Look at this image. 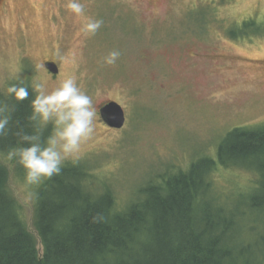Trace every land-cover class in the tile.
I'll return each instance as SVG.
<instances>
[{
  "label": "rangeland",
  "instance_id": "obj_1",
  "mask_svg": "<svg viewBox=\"0 0 264 264\" xmlns=\"http://www.w3.org/2000/svg\"><path fill=\"white\" fill-rule=\"evenodd\" d=\"M68 2L0 0V102L11 101L6 89L18 81L30 85L40 75L52 90L75 75L97 113L78 162L120 204L155 178L217 158L233 129L264 128V0H80L86 17L103 21L91 36L83 34L86 21L67 9ZM112 50L121 55L107 65L103 57ZM47 61L58 64L57 75L37 72ZM108 102L124 109L122 129L102 121L99 110ZM249 157L246 162L256 159ZM2 159L39 241L32 223L39 186L27 185L13 160ZM252 171L255 186L244 188L250 175L238 172L234 180H219L221 193L260 188L263 176Z\"/></svg>",
  "mask_w": 264,
  "mask_h": 264
},
{
  "label": "trees",
  "instance_id": "obj_2",
  "mask_svg": "<svg viewBox=\"0 0 264 264\" xmlns=\"http://www.w3.org/2000/svg\"><path fill=\"white\" fill-rule=\"evenodd\" d=\"M23 84L29 97L5 103L11 131L0 137V264H264V181L244 195H223L219 182L247 172L250 185L235 181L250 188L254 167L264 179V128L233 129L217 158L153 179L124 205L88 165L66 163L61 174L35 190L32 223L38 241L25 206L10 188L9 163L2 159L21 146L18 129L32 132L28 117L34 94ZM249 156L255 161L246 162ZM9 159L24 179L18 158Z\"/></svg>",
  "mask_w": 264,
  "mask_h": 264
},
{
  "label": "clouds",
  "instance_id": "obj_3",
  "mask_svg": "<svg viewBox=\"0 0 264 264\" xmlns=\"http://www.w3.org/2000/svg\"><path fill=\"white\" fill-rule=\"evenodd\" d=\"M66 7L77 18L85 19L81 28L84 35H95L102 27V20L85 16V5L80 0H69ZM120 55L118 50H112L103 57V62L115 65ZM44 67L43 63L37 64V72ZM30 87L35 93L28 117L32 132L17 130L21 146L12 149L9 158H18V163L25 170L27 185L39 186L46 179L61 174L66 163H78L82 145L94 135L97 113L92 97L78 86L75 75L61 79L52 90L48 89L47 81L37 75ZM6 94L18 102L25 101L29 97V86L22 81L12 84L7 87ZM11 119L8 105L0 102V137L11 131ZM45 131L48 132L47 136L44 135Z\"/></svg>",
  "mask_w": 264,
  "mask_h": 264
},
{
  "label": "water",
  "instance_id": "obj_4",
  "mask_svg": "<svg viewBox=\"0 0 264 264\" xmlns=\"http://www.w3.org/2000/svg\"><path fill=\"white\" fill-rule=\"evenodd\" d=\"M47 69L52 73L58 72L54 64H48ZM100 117L102 121L112 129H122L126 123L125 111L117 102H108L100 108Z\"/></svg>",
  "mask_w": 264,
  "mask_h": 264
},
{
  "label": "flooded vegetation",
  "instance_id": "obj_5",
  "mask_svg": "<svg viewBox=\"0 0 264 264\" xmlns=\"http://www.w3.org/2000/svg\"><path fill=\"white\" fill-rule=\"evenodd\" d=\"M48 64H54V65L57 67V69H58V66H57L58 64H57L55 61H47V62H45V64H44L45 67H44V68L47 69V65H48ZM47 70H48V69H47ZM48 71H49L51 74H54V73H52L50 70H48ZM58 72H59V69H58ZM58 72H57V73H58ZM57 73H56L55 75H57ZM101 107H102V106H101ZM99 112H100V110H99Z\"/></svg>",
  "mask_w": 264,
  "mask_h": 264
}]
</instances>
